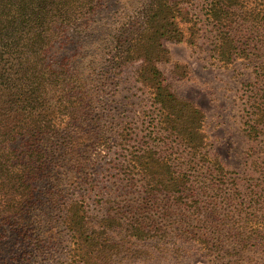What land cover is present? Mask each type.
<instances>
[{
    "label": "trees",
    "instance_id": "16d2710c",
    "mask_svg": "<svg viewBox=\"0 0 264 264\" xmlns=\"http://www.w3.org/2000/svg\"><path fill=\"white\" fill-rule=\"evenodd\" d=\"M117 5L0 0V223L25 226L31 184L47 169L49 146L58 137L66 138L64 163L74 155L73 170L82 169L79 160L86 161L85 150L98 140L85 125L98 84L135 67L160 139L150 133L156 146L147 141L128 153L126 181L139 192L134 201L127 195L101 200L93 215L84 198L63 205L69 242L64 264L177 261L191 250L184 243L199 246L210 264H264V164L255 168L258 189L241 191L237 173L209 155L204 113L172 92L159 68L169 61L166 43L195 45L198 21L180 0H140L119 7L125 11L119 15ZM205 16L221 65L252 54L260 59L246 84L244 125L249 139L262 141L264 154V39L257 35L264 28V0H209ZM67 31L86 34L87 41L72 42L75 53L51 61ZM168 143L172 152L160 151Z\"/></svg>",
    "mask_w": 264,
    "mask_h": 264
},
{
    "label": "rangeland",
    "instance_id": "374dc122",
    "mask_svg": "<svg viewBox=\"0 0 264 264\" xmlns=\"http://www.w3.org/2000/svg\"><path fill=\"white\" fill-rule=\"evenodd\" d=\"M118 1L119 5L114 9L117 15L125 13L123 9L118 11L119 7L140 2ZM180 1L188 8L190 17L198 21L199 37L195 45L166 43L169 61L160 63L159 68L171 91L195 103L204 113L203 131L210 157L217 158L224 168L237 173L234 177L239 178L241 191L257 190L260 177L255 168L260 171L264 164L263 143L246 136L244 122L246 84L253 80V71L260 59L252 54L246 59L238 58L230 65H221L214 57V33L205 16L209 0ZM102 23H108V20L104 19ZM186 27L183 26L184 30ZM257 35L264 39V28ZM62 36L64 39L49 54L51 61L56 62L59 53H75L73 43L87 41L86 34L80 37L72 31ZM134 68H126L115 79L101 80L98 84L96 108L85 121L88 135H97L98 140L85 150L83 158L87 156L86 161L79 160L82 165L79 172L73 170L77 164L74 155H71L73 160L68 162L69 165L64 163L66 141L63 139L66 138L60 136L56 139L58 144H50L47 169L31 184L32 198L28 214L24 215L25 226L17 228L0 223V264H64L69 242L61 226V216L67 201L84 198L88 213L93 215L98 212L101 200L127 195L134 201L139 196L137 189L129 188L126 181L131 178L125 168L128 153L141 148L147 141L156 146L152 138L160 139V135L153 129L155 113L149 95L135 80ZM124 131L130 136L121 142ZM150 133L156 136L151 138ZM172 146L171 143L160 145V151L171 153ZM254 162L257 163L254 165ZM52 170L53 174H50ZM192 244L184 243L191 249L185 258L177 261L159 259L143 264H210L211 258Z\"/></svg>",
    "mask_w": 264,
    "mask_h": 264
}]
</instances>
